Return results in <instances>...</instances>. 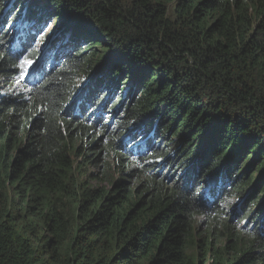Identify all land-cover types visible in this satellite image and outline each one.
Returning a JSON list of instances; mask_svg holds the SVG:
<instances>
[{
	"label": "trees",
	"instance_id": "16d2710c",
	"mask_svg": "<svg viewBox=\"0 0 264 264\" xmlns=\"http://www.w3.org/2000/svg\"><path fill=\"white\" fill-rule=\"evenodd\" d=\"M21 1L0 26V264H264V0ZM11 50L39 60L29 90ZM90 77L88 123L69 102ZM211 176L255 231L201 194Z\"/></svg>",
	"mask_w": 264,
	"mask_h": 264
},
{
	"label": "clouds",
	"instance_id": "9594fccd",
	"mask_svg": "<svg viewBox=\"0 0 264 264\" xmlns=\"http://www.w3.org/2000/svg\"><path fill=\"white\" fill-rule=\"evenodd\" d=\"M22 1L18 0V2H16V0H11L7 2V5L5 6L3 11H0V26L5 25L6 23L9 24H13L15 22V20L17 18H19L21 15L26 16L27 10L29 8V6L31 5H27L25 10H21L19 9L18 13H16L14 11V8H18L16 7L18 4H20ZM44 7V6H42ZM14 14H16V18L14 20V22L11 21L12 17L14 16ZM41 16V11L39 10L38 12L30 15V17L27 19V21L24 23V27L26 29V31H30L32 30V32L35 33V35H38L40 33H42L43 28L38 27L40 20L39 17ZM3 17H7V21L5 23H3L1 20ZM56 35V34H55ZM53 35V37L55 36ZM53 37L49 38L48 41L47 40V33H46V37L43 39V42L46 41V48H41L40 44V49L42 50L43 55L47 54L50 52L52 46H53ZM66 42H68V38L66 37ZM60 51V49H59ZM59 51H52L51 53H49V56L51 55L52 57L54 56V54L56 52ZM10 54H12V50L10 52ZM13 55V54H12ZM16 59H18L19 67L24 66V70L27 71L26 74H23V69L21 70H17L18 73L15 75L16 77V83L19 84L20 88H22L23 90H29V88L26 86V83L22 80L25 77H29L31 75H34L33 78H38V70H37V66L39 64V60H37L35 63L32 61V59L27 55V54H20L19 56H15L13 55ZM51 57V58H52ZM57 57V56H56ZM55 57V58H56ZM55 58L53 59L52 63H54ZM44 59H48L47 56L42 57V63L44 65H46L47 63H49L51 60L44 62ZM28 61H31V63H27ZM64 65H62L60 68H63ZM42 71V70H41ZM51 70L48 71V75H47V79L49 77V75L51 74ZM22 82V83H21ZM95 84H100V88L103 89V92H105V84L103 81H98L92 77H90L88 80H86L83 83V88L80 92V94H78V92L76 91L74 93V96L72 97L71 101L69 102L71 105L75 106L76 108L79 109V111L81 112V118L83 120H87L88 123L90 121L91 115L93 113V111L95 110V108L97 107V105L99 104V102H91L89 100V98L85 95H83L84 93L89 92V90L91 89L92 85ZM34 86H40L39 83L33 84ZM130 101V98L128 99V102ZM94 103V104H93ZM76 104H79L78 106H76ZM71 119L74 121L75 117L74 114L70 115ZM126 154V153H124ZM130 160V159H129ZM192 176L193 178L197 176V173H195L194 171H183L181 173H179L178 175L174 176L173 179H182V182L187 180V177ZM172 179V177L169 178V180ZM197 187V185H196ZM212 193V196L209 197L208 194ZM201 194H204L205 198L208 199L210 205H216L217 209L219 210H224L226 212V214L231 218V220H233V218L235 217V214L230 213L229 214V207L227 206L228 203V197L227 194L225 192V187L222 184L221 181H219L217 178L211 176L208 180L204 181V186L203 189L201 190ZM206 199H203V204H207ZM228 208V209H227ZM210 214H208L207 212H205L203 209L201 208H196V212L194 213V219L197 221V223L199 225H201L202 227L207 226V224L209 223V219L214 220L211 216H209ZM214 217V216H213ZM239 216H237V222L239 220ZM247 223L245 224V222H238L237 224H235L236 228L239 229L240 231H242L243 233L246 232H253L255 231V227H256V223L254 225H252V221L250 219L246 220ZM205 223V224H202ZM260 241H263V239H261L259 236L258 238Z\"/></svg>",
	"mask_w": 264,
	"mask_h": 264
},
{
	"label": "rangeland",
	"instance_id": "374dc122",
	"mask_svg": "<svg viewBox=\"0 0 264 264\" xmlns=\"http://www.w3.org/2000/svg\"><path fill=\"white\" fill-rule=\"evenodd\" d=\"M2 6V3L0 2V10L1 11H3L4 9L1 7ZM47 8V10H46V12L49 10V8L48 7H46ZM26 9V7L25 6H22V8H21V10H25ZM50 13H53V14H55V10L54 9H50ZM48 23H50V26H49V28L47 29V40L46 41H48L49 40V38H52L53 37V35H55V34H57V32H58V30H59V28L60 27H63V25H66L67 23H70V22H64V20L63 19H56L55 17H54V19L53 18H50V20H49V22ZM71 32V31H70ZM70 32L68 33V34H70ZM67 34V35H68ZM87 35H89V34H87ZM70 35H68V37H69ZM46 37V34H44L43 35V39ZM46 41H44L43 42V40H42V42H41V48L43 47V48H46ZM39 46V47H40ZM89 53H90V51H89ZM88 53V54H89ZM51 57L52 56H50L48 59H44V62H46V61H49L50 59H51ZM136 83V82H135ZM238 196H241V197H243L244 195L242 194V195H239L238 193H236L230 200H229V203H228V205L230 206V208H229V213H232V212H236V211H232V206H234V205H236L237 204V202L240 200V198L241 197H239L238 198ZM248 198H252V195L250 194L249 195V197ZM253 200H255V198H252V199H250V200H246L245 201V203H244V205L248 202V203H250L251 201H253ZM228 209V208H227ZM233 223H235V224H237L238 222H237V216H235L234 218H233V220H231ZM202 224H205V223H202Z\"/></svg>",
	"mask_w": 264,
	"mask_h": 264
},
{
	"label": "snow or ice",
	"instance_id": "6c2138e0",
	"mask_svg": "<svg viewBox=\"0 0 264 264\" xmlns=\"http://www.w3.org/2000/svg\"><path fill=\"white\" fill-rule=\"evenodd\" d=\"M27 63H31V61H28Z\"/></svg>",
	"mask_w": 264,
	"mask_h": 264
}]
</instances>
